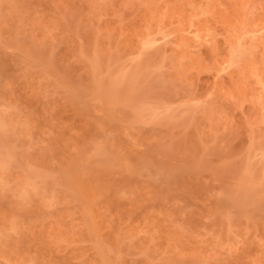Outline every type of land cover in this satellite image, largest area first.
I'll return each mask as SVG.
<instances>
[{
    "label": "rangeland",
    "instance_id": "obj_1",
    "mask_svg": "<svg viewBox=\"0 0 264 264\" xmlns=\"http://www.w3.org/2000/svg\"><path fill=\"white\" fill-rule=\"evenodd\" d=\"M0 264H264V0H0Z\"/></svg>",
    "mask_w": 264,
    "mask_h": 264
}]
</instances>
